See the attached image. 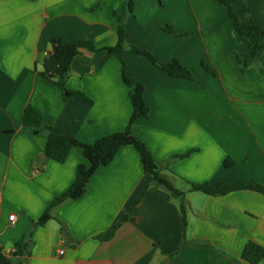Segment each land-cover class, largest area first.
Segmentation results:
<instances>
[{
    "label": "crops",
    "instance_id": "obj_1",
    "mask_svg": "<svg viewBox=\"0 0 264 264\" xmlns=\"http://www.w3.org/2000/svg\"><path fill=\"white\" fill-rule=\"evenodd\" d=\"M199 1L207 4L203 10L187 0L191 9L179 13L178 0H134L130 14L126 0H0V259L9 264H248L242 261L246 245L264 248V195L191 191L192 184L204 183L264 186V37L255 63L242 71L234 52L245 54L247 40L236 34L218 0ZM244 5V0L232 3L237 19L264 28V0H249L248 17ZM119 16L127 31L126 75L143 86L150 109L131 133L184 195L185 230L179 199L152 183L132 146L120 148L93 173L81 198L58 205L38 225L49 202L74 181L77 166L87 165L79 148L70 149L62 163L47 158L46 128L93 144L128 125L131 90L122 80L121 61L106 50L117 43ZM58 38L94 46L95 52L79 50L65 83L90 104L64 101L62 90L40 76ZM131 46L152 52L162 63L177 60L192 70L193 80L169 77L133 54ZM195 51L206 53L214 74L199 69ZM26 107L39 114L40 127L23 126ZM114 228L109 241L97 239Z\"/></svg>",
    "mask_w": 264,
    "mask_h": 264
},
{
    "label": "trees",
    "instance_id": "obj_2",
    "mask_svg": "<svg viewBox=\"0 0 264 264\" xmlns=\"http://www.w3.org/2000/svg\"><path fill=\"white\" fill-rule=\"evenodd\" d=\"M234 1L236 0H218V2L227 9L229 18L232 21L236 34L245 38L248 42V50L245 54L234 53L237 63L239 64L241 70L244 71L255 63L256 55L263 48L260 39L264 37V28L257 26L249 18H247L246 22L244 23L240 22L231 7ZM244 1L246 4L245 13L246 15H249V0ZM125 5L126 10L132 14L134 0H126ZM118 21L119 25L117 28V43L113 48L106 50L115 55L121 61L122 80L124 84L131 90L129 92V99L131 102L132 113L129 118L128 125L124 131L105 136L93 144H84L78 141L73 135L54 134L50 128H46L48 135L44 149V155L47 158L58 163H62L66 160L70 149L79 148L83 152L84 158L87 161V165L80 164L77 166L74 181L62 195L53 198L49 202L43 215L38 221V225H43L48 219H50L51 211L58 205L65 201L77 200L81 198L86 191L88 182L93 173L99 167L108 165L113 160L120 148L124 146H132L139 155L144 173L150 175L152 183L156 186L166 189L174 198L179 199L182 227L183 230H185L186 200L184 195L172 187L166 177L161 174V165L153 159L147 147L141 141L136 139L131 133L132 125L140 119H147L150 109L146 106L143 99V86L126 75L122 55L127 39V31L124 26L123 16H119ZM163 31L178 37L185 36L183 34H177L170 27H164ZM80 49H86L90 52H95L92 42L88 40H76L69 42L61 38L53 39L52 50L46 56L43 62L40 76L45 80L55 84L62 90L64 101L67 102L72 98H78L90 104L91 101L82 93L68 91L65 87V83L70 72L71 63L75 56L79 53ZM130 50L133 54L148 59L153 66L166 73L171 78L193 80V74L191 71L181 65L177 60H171L170 62L162 63L148 51L140 49L136 46H131ZM203 68L205 69L206 73L214 74V71L206 64H203ZM22 124L25 128L40 127L41 118L34 109L31 107H26L22 115ZM35 132L37 133V131ZM238 190H250L264 195V186L255 184L240 183L235 185L219 184L216 186H211L207 183H204L191 185V191L201 192L210 196L226 195L230 192ZM124 220H126V217H124ZM116 229L117 228H114L105 232L104 234L98 235L97 239L101 241H109ZM21 246L22 244H17L18 248ZM263 259L264 248L255 243H248L246 245L242 253V260L246 261L248 264H258ZM0 264H9V262L1 258Z\"/></svg>",
    "mask_w": 264,
    "mask_h": 264
},
{
    "label": "rangeland",
    "instance_id": "obj_3",
    "mask_svg": "<svg viewBox=\"0 0 264 264\" xmlns=\"http://www.w3.org/2000/svg\"><path fill=\"white\" fill-rule=\"evenodd\" d=\"M195 5H199V9L203 10L204 7L207 5L206 3L199 1V0H195ZM243 5V4H242ZM175 6L177 7V11L179 13H184L187 10H190V5L187 3V0H178V3H175ZM244 8H246V6L244 5ZM249 15H246V17H248ZM181 48V47H180ZM181 51H179V57H181ZM150 54H152V52L149 51ZM234 53H238V52H234ZM154 56V54H152ZM198 59V65H199V69L201 71H205V69L203 68V64H206L208 67L211 68L209 62H208V57L206 56V53L204 51H195V58L194 60ZM148 60V59H147ZM212 69V68H211ZM189 70L192 72V70L189 68ZM206 72V71H205ZM244 261V260H242ZM246 262V261H244Z\"/></svg>",
    "mask_w": 264,
    "mask_h": 264
},
{
    "label": "built area",
    "instance_id": "obj_4",
    "mask_svg": "<svg viewBox=\"0 0 264 264\" xmlns=\"http://www.w3.org/2000/svg\"><path fill=\"white\" fill-rule=\"evenodd\" d=\"M13 218H14L13 215H11V216L9 217V219H10L11 221L13 220ZM59 255H63V251H59Z\"/></svg>",
    "mask_w": 264,
    "mask_h": 264
},
{
    "label": "water",
    "instance_id": "obj_5",
    "mask_svg": "<svg viewBox=\"0 0 264 264\" xmlns=\"http://www.w3.org/2000/svg\"><path fill=\"white\" fill-rule=\"evenodd\" d=\"M166 261H168V260H166Z\"/></svg>",
    "mask_w": 264,
    "mask_h": 264
}]
</instances>
